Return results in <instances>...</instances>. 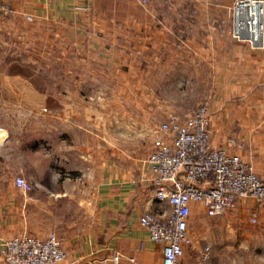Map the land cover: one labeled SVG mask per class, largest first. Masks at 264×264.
Segmentation results:
<instances>
[{
  "label": "crops",
  "instance_id": "obj_1",
  "mask_svg": "<svg viewBox=\"0 0 264 264\" xmlns=\"http://www.w3.org/2000/svg\"><path fill=\"white\" fill-rule=\"evenodd\" d=\"M232 1L0 0V42L23 38L25 55L39 52L49 80L26 82V97L4 103L29 117L24 135L8 124L9 145L0 147L14 159L8 177L0 163V249L12 234L51 229L64 264H161L162 246L139 221L158 206L150 148L144 153L139 141L170 112L189 114L197 97L208 104L210 145L264 172V45L231 35ZM22 136L33 143L19 144ZM14 171L30 191L16 185ZM251 200L264 226V201ZM233 223L191 201L193 240L180 264H264V245L207 244L210 224Z\"/></svg>",
  "mask_w": 264,
  "mask_h": 264
},
{
  "label": "built area",
  "instance_id": "obj_2",
  "mask_svg": "<svg viewBox=\"0 0 264 264\" xmlns=\"http://www.w3.org/2000/svg\"><path fill=\"white\" fill-rule=\"evenodd\" d=\"M145 4L146 0H139ZM30 21L31 13L26 14ZM231 35L251 47L264 45V0H233ZM210 115L207 101L180 116L170 112L151 135V148L145 164L153 174L155 210L139 216L151 240L162 246L161 264H180L189 232L190 202L200 203L204 214L213 217L234 209L241 199L264 201V172L227 147H212L209 142ZM233 138L227 144H234ZM242 147V143H236ZM14 181L23 191L32 188L22 175ZM255 222L257 215H250ZM207 249L202 257L207 256ZM0 255L6 264H64L65 249L55 230L44 235L21 231L5 237ZM119 254L114 255L118 260ZM135 260V257H130Z\"/></svg>",
  "mask_w": 264,
  "mask_h": 264
},
{
  "label": "rangeland",
  "instance_id": "obj_3",
  "mask_svg": "<svg viewBox=\"0 0 264 264\" xmlns=\"http://www.w3.org/2000/svg\"><path fill=\"white\" fill-rule=\"evenodd\" d=\"M136 1L137 4L140 5L139 0ZM145 2L147 3V0ZM10 37H12V35L7 34L4 38L7 41L0 42V117L4 118L3 120H0L2 126L0 129L2 130L1 133L3 139L0 147L3 145H9V140L7 143H4L7 136H9V133H13L8 124L13 123L15 125L14 132L16 135H24V121L29 117L27 113L23 111L21 106H17L18 110L16 112V107H13V111L11 107L6 106L4 103H8L9 101L14 102L15 100L21 99L23 96L26 97L28 91L25 89V84L30 80L37 87H41L49 82V80L46 82L47 73L43 71L44 60L39 52L35 51L31 57L25 55V52H27L25 47L28 48V46L22 44L23 38L16 39L15 37H12L11 39ZM39 92L43 93L44 88ZM204 101L206 100L203 98H195L196 103L190 112ZM5 119L8 123H5ZM152 134L153 133L151 132L150 136H148V134L145 133V137L139 141V147L144 150V153L151 148ZM33 141V139L26 140L24 136H22L19 140V144L31 145ZM11 144H13V142ZM20 156L22 158L24 155ZM15 160L17 162L19 161L17 158H15ZM13 161L14 159L10 156H0V163H2L1 167L5 170V177H8L7 171L9 167L12 169L14 164ZM4 172L2 170L0 174L2 177H4ZM20 172L22 171H17L16 173L14 171L13 173L16 175ZM245 201L244 205L238 203L239 205L237 204L234 209L219 213L221 215H228V217L231 215L235 219V223L229 225L225 224L221 230L213 228L212 224H210L211 230L210 228L209 230L214 238L213 242L210 239L206 241L208 242V245H264L263 219L261 215L258 214V211H255L254 213L257 215L258 220L255 222L251 221V207H253L252 200L250 198Z\"/></svg>",
  "mask_w": 264,
  "mask_h": 264
},
{
  "label": "bare ground",
  "instance_id": "obj_4",
  "mask_svg": "<svg viewBox=\"0 0 264 264\" xmlns=\"http://www.w3.org/2000/svg\"><path fill=\"white\" fill-rule=\"evenodd\" d=\"M1 127H2V126H1V123H0V128H1ZM1 131H2V130L0 129V141L2 140V139H1V136H2Z\"/></svg>",
  "mask_w": 264,
  "mask_h": 264
}]
</instances>
